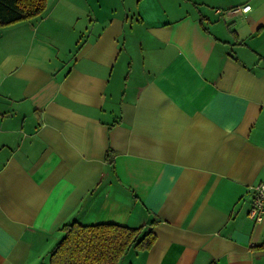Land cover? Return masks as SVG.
Returning a JSON list of instances; mask_svg holds the SVG:
<instances>
[{
	"label": "crops",
	"instance_id": "0c3cea01",
	"mask_svg": "<svg viewBox=\"0 0 264 264\" xmlns=\"http://www.w3.org/2000/svg\"><path fill=\"white\" fill-rule=\"evenodd\" d=\"M260 182L264 0H48L0 28V264H48L73 222L154 233L119 264H264Z\"/></svg>",
	"mask_w": 264,
	"mask_h": 264
},
{
	"label": "trees",
	"instance_id": "16d2710c",
	"mask_svg": "<svg viewBox=\"0 0 264 264\" xmlns=\"http://www.w3.org/2000/svg\"><path fill=\"white\" fill-rule=\"evenodd\" d=\"M47 1L0 0V28L40 16ZM61 231L63 236L52 250L48 264H119L130 249L147 251L155 242L154 233L144 232V227L83 226L73 222Z\"/></svg>",
	"mask_w": 264,
	"mask_h": 264
},
{
	"label": "built area",
	"instance_id": "2783aa9c",
	"mask_svg": "<svg viewBox=\"0 0 264 264\" xmlns=\"http://www.w3.org/2000/svg\"><path fill=\"white\" fill-rule=\"evenodd\" d=\"M250 9L246 6L242 9L247 12ZM264 214V182H260L252 187L251 206L248 212V217L255 223H261Z\"/></svg>",
	"mask_w": 264,
	"mask_h": 264
}]
</instances>
